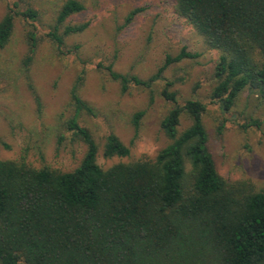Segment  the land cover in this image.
Here are the masks:
<instances>
[{"label": "trees", "instance_id": "1", "mask_svg": "<svg viewBox=\"0 0 264 264\" xmlns=\"http://www.w3.org/2000/svg\"><path fill=\"white\" fill-rule=\"evenodd\" d=\"M21 1L0 20V50L20 16L32 28L27 39L33 55L39 14ZM171 3L174 13L219 53L211 92L219 111L227 113L245 90L264 101V0ZM84 9L78 0L63 1L48 32L57 48L63 45L59 25ZM141 11L130 12L125 25ZM86 27L66 26L63 35ZM195 57L181 50L167 56L163 68ZM163 68L146 82L111 67L108 72L125 92L130 83L149 86ZM163 83L160 95L172 107L160 129L170 144L155 157L102 169L92 134L76 119L80 110L92 109L75 84L70 94L76 114L67 129L86 146L80 164L61 172L35 168L24 157L0 160V264H264V193L218 174L203 124L206 106L198 100L179 104L172 83ZM143 114L133 116L135 132ZM183 115L190 125L180 132ZM102 155L125 158L129 148L109 134Z\"/></svg>", "mask_w": 264, "mask_h": 264}, {"label": "rangeland", "instance_id": "2", "mask_svg": "<svg viewBox=\"0 0 264 264\" xmlns=\"http://www.w3.org/2000/svg\"><path fill=\"white\" fill-rule=\"evenodd\" d=\"M16 1L0 0V20ZM22 1L39 14L38 46L29 54L27 34L32 28L16 16L11 38L0 50V160L24 157L35 168L61 172H71L80 164L86 146L67 129L76 114L70 94L75 84L78 96L92 109L91 113L80 110L76 119L92 134L98 147L96 163L102 169L149 157L136 158L138 141H154L155 157L170 144L160 129L172 107L160 95L164 80L172 83L179 104L198 100L206 106L203 124L218 174L264 193V101L245 90L227 113L219 111L211 100L219 53L174 13L171 0H78L84 11L58 27L61 48L48 32L65 0ZM135 9L142 11L125 25ZM83 24L87 27L82 32L63 35L66 26ZM181 50L196 57L163 68L166 57L174 58ZM109 67L145 82L163 71L149 86L130 83L123 92L120 82L109 76ZM138 112L144 114L135 132L132 120ZM189 125V119L181 116L179 131ZM109 134L129 148L127 157H103ZM145 151L151 147L146 145Z\"/></svg>", "mask_w": 264, "mask_h": 264}, {"label": "clouds", "instance_id": "3", "mask_svg": "<svg viewBox=\"0 0 264 264\" xmlns=\"http://www.w3.org/2000/svg\"><path fill=\"white\" fill-rule=\"evenodd\" d=\"M148 145L151 147V151H145V146ZM158 151V148L154 141H138L136 146V158L139 159L141 156L147 155L149 157H154L155 153Z\"/></svg>", "mask_w": 264, "mask_h": 264}]
</instances>
